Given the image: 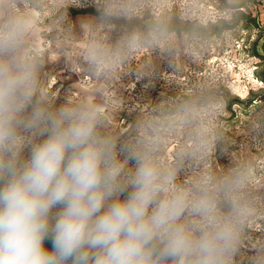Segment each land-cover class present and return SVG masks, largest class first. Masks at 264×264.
Segmentation results:
<instances>
[{"label":"clouds","instance_id":"obj_1","mask_svg":"<svg viewBox=\"0 0 264 264\" xmlns=\"http://www.w3.org/2000/svg\"><path fill=\"white\" fill-rule=\"evenodd\" d=\"M14 9L0 0V264H234L256 213L247 173L178 183L159 135L120 141L99 106L53 107L33 19ZM90 56L104 61L98 49Z\"/></svg>","mask_w":264,"mask_h":264},{"label":"rangeland","instance_id":"obj_2","mask_svg":"<svg viewBox=\"0 0 264 264\" xmlns=\"http://www.w3.org/2000/svg\"><path fill=\"white\" fill-rule=\"evenodd\" d=\"M13 2L33 19L39 83L53 107L99 106L120 141L159 135L161 159L178 165V183L247 173L256 213L234 264H253L264 248V0ZM223 20L232 28L211 33ZM175 22L189 29L159 28ZM93 49L103 63L91 59Z\"/></svg>","mask_w":264,"mask_h":264},{"label":"trees","instance_id":"obj_3","mask_svg":"<svg viewBox=\"0 0 264 264\" xmlns=\"http://www.w3.org/2000/svg\"><path fill=\"white\" fill-rule=\"evenodd\" d=\"M229 7H233V6H230L229 5ZM244 17H245V15L242 12H240L238 19H242ZM232 25L233 24H231L230 21L227 22L226 20H223V21H221V23L219 25H216V26H212L211 27V28H213V30L211 31V33H215L216 31H222L224 29L232 28ZM129 26H131V25H129ZM159 28L160 29H167V30H184V29H189L186 26H183L182 24H180L179 22H175V24H172V25H161ZM199 30L201 31V33L203 35L208 34V29L207 28L202 27V28H199ZM44 247L48 251H52L53 250L52 243H51V241L49 239H45V241H44Z\"/></svg>","mask_w":264,"mask_h":264},{"label":"built area","instance_id":"obj_4","mask_svg":"<svg viewBox=\"0 0 264 264\" xmlns=\"http://www.w3.org/2000/svg\"><path fill=\"white\" fill-rule=\"evenodd\" d=\"M85 78H86V79H91V76L88 75V74H86V75H85Z\"/></svg>","mask_w":264,"mask_h":264}]
</instances>
